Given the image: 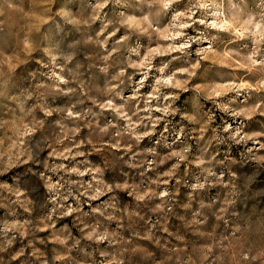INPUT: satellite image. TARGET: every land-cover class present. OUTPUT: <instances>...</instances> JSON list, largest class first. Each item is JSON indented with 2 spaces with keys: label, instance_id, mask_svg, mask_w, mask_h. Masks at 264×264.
Listing matches in <instances>:
<instances>
[{
  "label": "rangeland",
  "instance_id": "obj_1",
  "mask_svg": "<svg viewBox=\"0 0 264 264\" xmlns=\"http://www.w3.org/2000/svg\"><path fill=\"white\" fill-rule=\"evenodd\" d=\"M233 3L237 9L230 10L225 0L224 15L217 21L212 15L215 8L197 9L190 19L179 15L189 6V0H181L163 14L162 26L153 25L157 28L153 32L145 29L139 15L128 12L122 0L107 4L104 0H0V147H13L9 139L13 116L8 109L14 107L11 95H19L21 86L43 98L41 106L23 120L31 128L35 117L40 127L21 131L25 140L30 135L45 142L28 163L0 168V264H244L243 252L249 253L251 264H264V135L244 140L237 136L239 143L231 139L241 129L242 136L264 134V31L252 26L264 12V0ZM121 13L130 17L127 25L117 22ZM108 21L113 22L105 27ZM214 22L219 27H210ZM149 57L150 67L145 68ZM65 63L72 70L65 72L69 83L51 87L55 64ZM165 65L163 73L157 71ZM172 73L177 82L187 84L159 86L161 95L154 99L157 79ZM228 85L240 87L228 89ZM69 88L75 92L65 94ZM115 93L123 97L113 101L118 105L130 101L131 107L145 109L146 102L153 108L170 104L175 112L165 118L167 123L156 124L154 133L138 146L133 143L127 154L107 148L94 151L92 144L85 145L81 150L92 164L104 167L114 156L127 161L133 152L150 148H156L159 161L169 152L157 144L162 134L174 148L187 144L190 151L174 171L176 158L158 163L154 170L147 163L129 169L120 161L104 172L105 183L127 180L139 185V191L115 188L90 199L82 188L65 181L87 184L91 175L69 177L47 167L64 163L71 168L85 158L61 161L51 155L61 150L49 145L59 132L56 121L64 114L48 116L43 108L70 109L74 104L77 112L91 108L103 113L99 118L103 126L115 118L110 109L97 104ZM33 103L28 101L26 107ZM253 108L254 112L234 114ZM119 123L124 126V121ZM82 125L77 141L90 135L87 122ZM202 155L212 161L211 176L205 171L208 165L198 166ZM157 179L161 183H152ZM206 180L211 183L196 188ZM56 184L62 187H49ZM165 190L170 196L164 200L136 199L137 194ZM201 202L208 207L195 217L200 223L192 224ZM100 236L105 239L98 240Z\"/></svg>",
  "mask_w": 264,
  "mask_h": 264
},
{
  "label": "clouds",
  "instance_id": "obj_2",
  "mask_svg": "<svg viewBox=\"0 0 264 264\" xmlns=\"http://www.w3.org/2000/svg\"><path fill=\"white\" fill-rule=\"evenodd\" d=\"M117 2H121V0H117ZM123 3L127 6L128 12L132 14V16L139 15L142 21L145 24V29L152 30L155 32L159 26H162L164 21L163 14L166 13L168 10L172 9L173 5L179 4L181 0H122ZM104 3H109V0H104ZM225 0H189V6L187 8V12L179 15H186L189 19L194 14L195 10L197 9H210L215 8L217 11L212 13L216 17V20L219 21L223 15V7H224ZM227 4L229 9H237V5L233 3V0H227ZM157 6L159 10H157ZM173 15H177L173 10ZM129 16L125 13L120 14V18L117 21L120 24L127 25ZM255 23L252 25L253 27H259L261 31H264V12L260 13L258 16L254 18ZM113 21H108L105 24L107 27L108 23H112ZM200 23H204L203 20ZM249 23H252L250 21ZM156 25L157 28H153V25ZM186 26V25H185ZM210 27H219L218 23H213ZM186 46V45H185ZM182 46V47H185ZM173 50H177L173 48ZM136 54L139 55V51H136ZM160 54H163L161 52ZM57 58L53 57V62H55ZM133 67H141V65L133 64ZM143 67L147 68L150 67V57L149 63L143 65ZM167 65L163 68L157 69L158 72L163 73ZM58 68L59 72L55 69ZM71 69L67 68V64H55L53 71L51 72L50 79L53 81L51 87L58 88L59 84H68L69 80L65 79V72L71 74ZM180 72H189L188 69H180ZM192 73L189 72V75ZM147 71L144 72L145 78L147 77ZM157 87L154 90L153 98L158 99L160 97L159 86H169L172 87H183L187 84V81L177 82L176 81V73H172L170 77L157 79ZM232 87L239 88L240 85H228L227 88L231 89ZM63 92V89H59ZM111 91V90H109ZM75 90L69 88L67 93H74ZM214 95L219 96L221 95L220 92L214 93ZM119 96L120 99H123L119 93H115L114 95H109L108 99L105 103H98L97 106L101 109H110L114 115L115 122L109 121L108 123L104 124L103 126L99 123V118L103 114L93 112L91 108H84L82 111H74L73 109L76 108V104L72 105L70 109H55V108H48L46 105L44 106L43 110H45V114L51 116L53 112H60L64 115L62 116L61 120L56 121V126L59 128V132L53 137L51 144L49 146L59 145L61 146V150L57 151L54 150L51 155L57 157L61 161L63 160H76L77 157H84L83 161H77L74 167L69 168L64 163H58L53 165H48L47 167L49 170H55L56 172H63L65 175L69 177L72 175H76L79 177H83L85 175L92 176V182L85 184L82 180L73 181L71 179L65 181V183L77 186L82 188L83 195H88L90 199H98L100 196L105 195L109 191H112L115 188L119 189H132L134 193L139 191V185L129 184L127 180L123 184H113L109 185L105 183L103 176L104 172L114 164H118L120 161H123V164L126 165L129 169H138L143 168L145 163L149 165V170H154L158 163H163L166 160H171L176 158V163L173 165V171L180 166V162L184 161L187 158V153L190 151V146L184 144L182 148L176 149L173 147V144L167 143V137H164L162 134V139L157 142L158 145L162 146L163 148L169 149V152L166 156L162 157L157 161V157H159V153L157 152L156 148L146 149L144 151L133 152L132 156L129 160L125 161L123 156L115 157L111 162H107L104 167L99 165L92 164L88 159V153L81 150L85 145L92 144L94 151H103L104 148L109 150L115 149L116 151L123 150L125 154L132 151L133 143L135 145H139V143L147 136L152 135L155 131V125L159 124L161 120L166 121V117L173 114L175 109L171 108L170 104H162L158 105L155 108L152 107L150 102H146L145 109H140L139 107H131L130 101H126L124 104H115L113 101L116 97ZM206 98L211 99L212 96H206ZM42 96L40 94L30 92L28 89L23 88L21 86V91L19 95L13 93L11 95V102L14 107L9 108L8 110L12 113L13 116V125L14 131L13 135L9 137L12 141V148L7 150L0 147V168L7 170L8 168L14 167L17 164H26L30 160H33L35 156H38L39 152L44 147L43 141L38 138L28 136V139L25 140L24 132L21 131L22 128H25L28 132H31L33 129L39 128L41 122L35 120V117L32 118L30 121L31 128H27V126L23 125V120L26 117L32 115L37 107H40L42 104ZM34 100V103L31 106H27L28 101ZM94 103H97L94 101ZM264 103V102H262ZM77 104H83V100H77ZM261 105H257L256 107H260ZM129 111H131L132 115H129ZM146 111L149 113L148 116H141L140 112ZM153 111H158L162 113L160 117H153L151 113ZM249 111L254 112L255 108L248 110L244 109L241 110L239 113H234L236 115L240 114H247ZM261 114H264L262 112ZM133 116L136 117L133 120ZM91 117V120L87 118ZM124 121V126L121 127L119 121ZM87 122V127L89 128L90 135L87 139L77 141L75 137L81 131L82 122ZM69 124L72 126L69 127ZM141 126L144 130H141ZM167 131V128H165ZM225 132L229 131V128L224 129ZM241 130H238L231 136V139L236 140V137L239 136L240 139H251L256 136L264 135L262 133H253L252 136H248L247 134L241 135ZM180 135H184L183 130L181 131ZM104 137H109V140L105 141ZM179 140V135L177 137ZM68 141V145L65 146L64 142ZM239 143V140H236ZM2 143V142H0ZM175 143V142H174ZM28 145H31L29 147ZM99 145V147H97ZM76 151H73V149ZM147 155H151L154 157L152 161H147L145 159H138L139 157H145ZM212 161L205 160L203 155L198 159V166L203 167L208 165L209 168H206L205 171H208V175H213L210 171ZM171 173H164V175H170ZM143 176L144 173H141ZM63 180V177H61ZM222 183V181H220ZM154 184H159L161 181L157 179L156 181H152ZM210 181H205L203 183H198L196 185L197 189H204ZM49 187H62L61 184L56 185H49ZM170 193L165 190L163 192H145L136 195V199L138 201H143L146 198L152 199L153 197L160 198L164 200V198L169 197ZM187 205L186 207H190ZM159 208L160 206L157 205ZM208 207L203 202H201L200 208L201 211L195 212L193 214V220L190 222L192 224H198L200 221L196 220L195 217L200 216L202 214V210ZM111 218V217H109ZM94 233L90 232L87 236L89 240L93 239ZM105 239L104 236L98 237V240ZM11 244L12 241L9 240L7 242ZM240 259L244 262V264H251L250 255L248 252L241 253ZM251 259H254L252 257Z\"/></svg>",
  "mask_w": 264,
  "mask_h": 264
},
{
  "label": "bare ground",
  "instance_id": "obj_3",
  "mask_svg": "<svg viewBox=\"0 0 264 264\" xmlns=\"http://www.w3.org/2000/svg\"><path fill=\"white\" fill-rule=\"evenodd\" d=\"M215 21V20H214Z\"/></svg>",
  "mask_w": 264,
  "mask_h": 264
}]
</instances>
